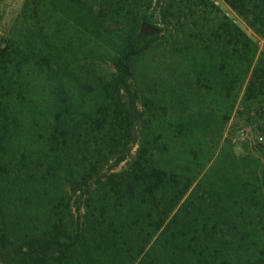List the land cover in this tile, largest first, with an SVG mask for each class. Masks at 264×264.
Wrapping results in <instances>:
<instances>
[{
	"label": "trees",
	"instance_id": "trees-1",
	"mask_svg": "<svg viewBox=\"0 0 264 264\" xmlns=\"http://www.w3.org/2000/svg\"><path fill=\"white\" fill-rule=\"evenodd\" d=\"M222 1L264 35V0ZM165 47L191 84L172 104L133 70ZM231 119L264 139V53L210 0H24L0 44V264H264V142L236 155Z\"/></svg>",
	"mask_w": 264,
	"mask_h": 264
},
{
	"label": "rangeland",
	"instance_id": "rangeland-1",
	"mask_svg": "<svg viewBox=\"0 0 264 264\" xmlns=\"http://www.w3.org/2000/svg\"><path fill=\"white\" fill-rule=\"evenodd\" d=\"M23 1L0 0V44L19 14ZM210 1L244 30L250 39L256 43L258 50L264 53V35H256L222 0ZM170 51L168 47L154 48L149 54L142 56L134 63L135 80L139 93L143 97L158 99L165 95L167 103L172 104L173 101L179 100L177 91L180 88L186 87L184 90L189 94L191 84H185V78L188 74L185 63H182L180 58L173 55L174 51ZM104 70L109 72L111 69L104 67ZM261 136L262 134L258 132L255 126H248L236 119H231L224 128L222 140L228 139L234 144L233 151L240 156L252 153L256 146L260 144L255 142L256 139Z\"/></svg>",
	"mask_w": 264,
	"mask_h": 264
},
{
	"label": "water",
	"instance_id": "water-1",
	"mask_svg": "<svg viewBox=\"0 0 264 264\" xmlns=\"http://www.w3.org/2000/svg\"><path fill=\"white\" fill-rule=\"evenodd\" d=\"M145 31H149L150 33H153V32H156V29L151 26L146 25Z\"/></svg>",
	"mask_w": 264,
	"mask_h": 264
},
{
	"label": "built area",
	"instance_id": "built-area-1",
	"mask_svg": "<svg viewBox=\"0 0 264 264\" xmlns=\"http://www.w3.org/2000/svg\"><path fill=\"white\" fill-rule=\"evenodd\" d=\"M255 142H256V143H261V142H263V137H259V138H257Z\"/></svg>",
	"mask_w": 264,
	"mask_h": 264
}]
</instances>
